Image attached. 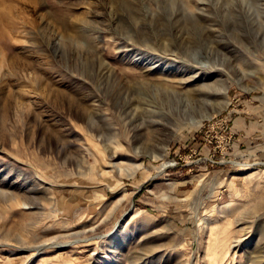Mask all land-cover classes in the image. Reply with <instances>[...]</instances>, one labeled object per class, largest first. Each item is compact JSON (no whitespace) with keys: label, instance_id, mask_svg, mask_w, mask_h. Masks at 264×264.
I'll use <instances>...</instances> for the list:
<instances>
[{"label":"rangeland","instance_id":"1","mask_svg":"<svg viewBox=\"0 0 264 264\" xmlns=\"http://www.w3.org/2000/svg\"><path fill=\"white\" fill-rule=\"evenodd\" d=\"M2 115L0 264H264V0H0Z\"/></svg>","mask_w":264,"mask_h":264},{"label":"bare ground","instance_id":"2","mask_svg":"<svg viewBox=\"0 0 264 264\" xmlns=\"http://www.w3.org/2000/svg\"><path fill=\"white\" fill-rule=\"evenodd\" d=\"M14 64V63H13ZM205 86V85H204ZM203 86V87H204ZM207 86V85H206ZM205 86V87H206ZM226 84L222 81V82H218V83H216L215 84V90L218 92V91H221L222 89H226ZM208 87V86H207ZM71 99V98H70ZM69 103L70 104H72L73 102L72 101H69ZM79 107H81V106H79ZM89 114L91 115L92 114V110H89ZM4 118H5V115H2V118H0V127H2V128H4V126H5V124H4V122H5V120H4ZM23 197V196H22ZM230 206L231 205H227L226 206V208H225V210L226 211H230L231 209H230Z\"/></svg>","mask_w":264,"mask_h":264}]
</instances>
